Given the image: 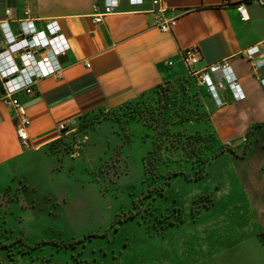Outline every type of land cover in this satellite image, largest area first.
I'll return each mask as SVG.
<instances>
[{
  "label": "rangeland",
  "instance_id": "1",
  "mask_svg": "<svg viewBox=\"0 0 264 264\" xmlns=\"http://www.w3.org/2000/svg\"><path fill=\"white\" fill-rule=\"evenodd\" d=\"M152 92L69 124L0 190L3 252L21 264H255V220L228 158L211 159L224 146L198 79ZM181 170L205 173L169 178Z\"/></svg>",
  "mask_w": 264,
  "mask_h": 264
},
{
  "label": "crops",
  "instance_id": "2",
  "mask_svg": "<svg viewBox=\"0 0 264 264\" xmlns=\"http://www.w3.org/2000/svg\"><path fill=\"white\" fill-rule=\"evenodd\" d=\"M153 1L118 0L115 12L96 23L105 0H0V23L9 22L14 34L27 16L38 29L56 19L71 44L60 58L61 80H39L33 95L18 96L31 121L29 148L17 136V113L2 102L0 87V190L11 186L32 158L58 139L60 124H74L178 81L190 74L183 53L196 48L201 54L198 70L228 62L245 94L237 102L229 90L219 92L223 104L218 106L199 83L219 144L238 154L227 150L217 157L228 158L231 175L246 196L242 207L252 212L257 228L255 264H264V66L256 69L255 61L244 55L264 42V0H160L161 13ZM243 2L246 19L238 11ZM157 16L161 21L175 19V27L161 32ZM19 48L13 49L15 54ZM19 259L18 253L0 249V264H21Z\"/></svg>",
  "mask_w": 264,
  "mask_h": 264
},
{
  "label": "built area",
  "instance_id": "3",
  "mask_svg": "<svg viewBox=\"0 0 264 264\" xmlns=\"http://www.w3.org/2000/svg\"><path fill=\"white\" fill-rule=\"evenodd\" d=\"M143 1V0H131ZM153 4L158 7L157 13L164 9L160 0H154ZM118 7V0H105L104 13L95 18L96 23H102L104 17L111 15ZM238 11L246 19V2L238 6ZM157 26L163 33H168L175 27L176 20H160L157 16ZM20 31L14 34L9 22L0 23L3 34V42H0V87L3 89L2 102L17 113V136L21 144L29 148V127L31 121L19 99V94L26 96L34 94V86L37 81L55 78L61 80L63 67L60 58L71 50L69 39L64 34L58 20H48L42 29L35 26V20L27 16L21 20ZM20 48L15 54L16 46ZM244 55L255 61V68L264 66V42L252 46L244 51ZM260 57H263L260 59ZM183 63L188 68L190 75L196 77L200 84L204 85L218 106L223 104L219 92L229 90L234 100L239 102L245 99L241 86L228 62L210 66L204 70H198L201 54L196 48H190L183 53ZM168 66L173 63L168 62ZM89 66V65H88ZM66 123L59 125V131L68 129ZM245 144L249 143L247 137L243 139Z\"/></svg>",
  "mask_w": 264,
  "mask_h": 264
},
{
  "label": "trees",
  "instance_id": "4",
  "mask_svg": "<svg viewBox=\"0 0 264 264\" xmlns=\"http://www.w3.org/2000/svg\"><path fill=\"white\" fill-rule=\"evenodd\" d=\"M168 87H170V84H167V85H164V86H162V87H159L158 89L154 90L152 93H158V94H159L160 92H162V90H165V89H167ZM141 97H142V96H141ZM132 103H133V102L130 101V102H128L127 104L130 105V104H132ZM158 118H160V117H158ZM153 119H154V118H153ZM227 150H231L234 154L238 155V154L236 153V151L233 150L232 148H229V147H227V146H224V147H222L221 151H220L219 153H217L216 155H214V157H212L211 159L217 157L219 154H221V153H223V152H225V151H227ZM211 159L206 160V163H209ZM204 173H205V171H204V170H201L196 176H191V175L188 174L186 171L181 170V171L170 172V173H169V178H171V177L174 176V175L182 174V175H183L186 179H188V180H191V179L198 180V179H201V178L203 177ZM133 217H134V215L132 214V215L127 216L124 220H128V219H131V218H133ZM95 236H99V235H88V236H86V237H95ZM86 237H85V238H86ZM76 243H77V242H70V243H67V244H64V245H65V246H69V245H72V246H73V245H75ZM38 244H40V243H38Z\"/></svg>",
  "mask_w": 264,
  "mask_h": 264
},
{
  "label": "water",
  "instance_id": "5",
  "mask_svg": "<svg viewBox=\"0 0 264 264\" xmlns=\"http://www.w3.org/2000/svg\"><path fill=\"white\" fill-rule=\"evenodd\" d=\"M1 92L3 93V89H1Z\"/></svg>",
  "mask_w": 264,
  "mask_h": 264
}]
</instances>
